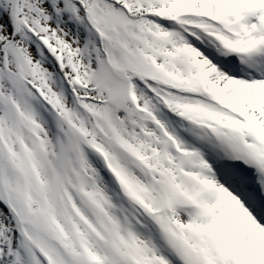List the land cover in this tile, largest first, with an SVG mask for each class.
Returning <instances> with one entry per match:
<instances>
[{"label":"snow or ice","instance_id":"snow-or-ice-1","mask_svg":"<svg viewBox=\"0 0 264 264\" xmlns=\"http://www.w3.org/2000/svg\"><path fill=\"white\" fill-rule=\"evenodd\" d=\"M0 264H264V0H0Z\"/></svg>","mask_w":264,"mask_h":264}]
</instances>
